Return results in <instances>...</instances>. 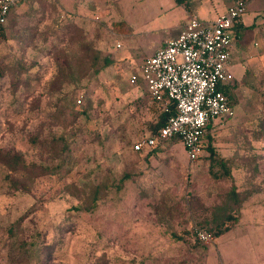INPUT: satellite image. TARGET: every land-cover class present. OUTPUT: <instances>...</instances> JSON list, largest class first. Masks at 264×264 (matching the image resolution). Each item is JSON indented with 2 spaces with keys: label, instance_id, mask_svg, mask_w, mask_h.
<instances>
[{
  "label": "rangeland",
  "instance_id": "374dc122",
  "mask_svg": "<svg viewBox=\"0 0 264 264\" xmlns=\"http://www.w3.org/2000/svg\"><path fill=\"white\" fill-rule=\"evenodd\" d=\"M87 1L77 19L11 11L0 30V264H264V69L236 84L196 161L179 141L134 152L157 103L129 78L174 22L157 0H122L123 16ZM209 147L231 179L209 174ZM225 206L238 225L198 240Z\"/></svg>",
  "mask_w": 264,
  "mask_h": 264
},
{
  "label": "built area",
  "instance_id": "2783aa9c",
  "mask_svg": "<svg viewBox=\"0 0 264 264\" xmlns=\"http://www.w3.org/2000/svg\"><path fill=\"white\" fill-rule=\"evenodd\" d=\"M20 1L0 0V26ZM245 11L244 0H232L213 21L189 18L175 37L142 61L138 75L130 76V84L144 83L149 98L167 114L156 134L144 136L132 146L134 152L178 138L188 160L194 162L202 155L207 127L232 117L233 108L224 90L234 79L230 46ZM195 233L200 241L211 238L201 230Z\"/></svg>",
  "mask_w": 264,
  "mask_h": 264
},
{
  "label": "crops",
  "instance_id": "0c3cea01",
  "mask_svg": "<svg viewBox=\"0 0 264 264\" xmlns=\"http://www.w3.org/2000/svg\"><path fill=\"white\" fill-rule=\"evenodd\" d=\"M157 2V17L168 16L170 20L174 22L173 25L169 26V28H173L174 33H171L172 36L169 35L171 37H164L159 47L153 51L152 55L164 45L166 40L175 37L180 27L189 18H197L206 22L213 21L217 16L226 11L232 0H182L180 3L176 0H157ZM248 3L250 5L252 4L251 11L248 10L247 12L246 10L242 15L240 22L234 29V37L230 46L231 72L234 77L233 82L236 84H240L245 72L252 71V73H255L264 69V0H246V6H248ZM113 4L116 5L114 9L116 12L115 14L120 15L121 13L122 15V10L120 9L122 0H113ZM49 5L53 6L59 18L65 16L69 19L73 17L77 19L80 15H86V12H92L93 9L91 5H94V3H88L87 0H22L14 5L11 11H16L14 13L20 15L19 18H17L18 21L30 22L33 20V16L38 13L41 6ZM160 30L164 31L166 29L160 28ZM237 39H239L237 41V46L235 50H233L232 45ZM131 44L133 43L131 42ZM148 57L150 56H146L142 59ZM143 86V91L148 96L144 83ZM140 91L142 92V90ZM150 101L153 102L151 99ZM154 104L156 103L154 102ZM156 106L157 110L154 108V111L158 116L161 110L158 104H156ZM157 116L152 124L156 122ZM214 124H216V122L213 123V125ZM180 145L182 146L181 143ZM238 223L237 220V223L231 229L217 237V239L222 236L224 237V235L232 231ZM226 256H228V253ZM223 258H225V254Z\"/></svg>",
  "mask_w": 264,
  "mask_h": 264
},
{
  "label": "trees",
  "instance_id": "16d2710c",
  "mask_svg": "<svg viewBox=\"0 0 264 264\" xmlns=\"http://www.w3.org/2000/svg\"><path fill=\"white\" fill-rule=\"evenodd\" d=\"M176 1L179 3L182 2V0H176ZM244 1L246 2V0ZM1 29H2V26H0V30ZM109 64L110 62L107 59H104L101 67L107 66ZM1 76H2V72L0 70V77ZM235 86H236V83L232 82L224 90V93L228 97L231 105H232L231 92ZM173 109H174L173 106L170 105L171 112H173ZM166 117H167V114L161 111L157 116L156 122L154 124L148 125V129L151 134H156L157 130L164 125ZM171 141L174 143L175 141H179V140L178 138H173ZM208 151H209V167H208L209 174L215 179H220V178L231 179V174L229 173V170L226 167L224 160L218 158L210 147L208 148ZM12 160L14 161V165H15V162H17V158H13ZM228 196H229V200L232 203L239 204V202L236 199L238 197V194L234 190V188L230 190ZM237 210H238V207H234L230 209L228 208V206H225V208L222 211L223 214L221 216H217L213 218L212 221L215 223V225H214V228L210 229L208 234L212 238H217L223 233L227 232L229 229H231L237 223V220L239 217Z\"/></svg>",
  "mask_w": 264,
  "mask_h": 264
}]
</instances>
